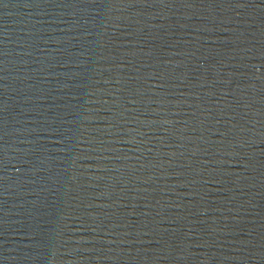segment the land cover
Listing matches in <instances>:
<instances>
[{
	"label": "water",
	"instance_id": "water-1",
	"mask_svg": "<svg viewBox=\"0 0 264 264\" xmlns=\"http://www.w3.org/2000/svg\"><path fill=\"white\" fill-rule=\"evenodd\" d=\"M0 264H264V0H0Z\"/></svg>",
	"mask_w": 264,
	"mask_h": 264
}]
</instances>
